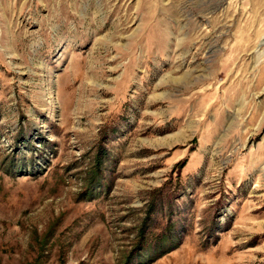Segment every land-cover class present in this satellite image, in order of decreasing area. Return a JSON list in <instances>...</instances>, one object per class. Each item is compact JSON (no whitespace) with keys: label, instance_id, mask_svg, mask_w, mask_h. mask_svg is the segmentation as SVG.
I'll list each match as a JSON object with an SVG mask.
<instances>
[{"label":"rangeland","instance_id":"rangeland-1","mask_svg":"<svg viewBox=\"0 0 264 264\" xmlns=\"http://www.w3.org/2000/svg\"><path fill=\"white\" fill-rule=\"evenodd\" d=\"M130 252L264 264V0H0V264Z\"/></svg>","mask_w":264,"mask_h":264},{"label":"trees","instance_id":"trees-1","mask_svg":"<svg viewBox=\"0 0 264 264\" xmlns=\"http://www.w3.org/2000/svg\"><path fill=\"white\" fill-rule=\"evenodd\" d=\"M139 243H138V245H137V248L135 249V252L137 251V250H140L143 246H142V244L143 243H145V240H146V238H145V236H144V233H141L140 234V236H139ZM165 251H158V252H156V253H154V254H152V256L153 257H155V258H157L158 256H160V255H162L163 253H164ZM167 252V251H166ZM132 255H133V252H130V254L126 257V259H125V264H130L131 263V259H132Z\"/></svg>","mask_w":264,"mask_h":264}]
</instances>
